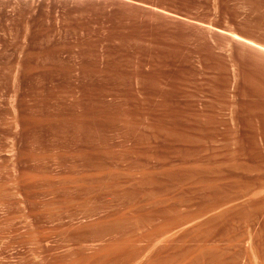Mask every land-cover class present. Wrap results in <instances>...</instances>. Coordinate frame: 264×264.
I'll list each match as a JSON object with an SVG mask.
<instances>
[{
  "label": "rangeland",
  "instance_id": "374dc122",
  "mask_svg": "<svg viewBox=\"0 0 264 264\" xmlns=\"http://www.w3.org/2000/svg\"><path fill=\"white\" fill-rule=\"evenodd\" d=\"M260 71L264 0H0V264H264Z\"/></svg>",
  "mask_w": 264,
  "mask_h": 264
},
{
  "label": "bare ground",
  "instance_id": "6f19581e",
  "mask_svg": "<svg viewBox=\"0 0 264 264\" xmlns=\"http://www.w3.org/2000/svg\"><path fill=\"white\" fill-rule=\"evenodd\" d=\"M256 1V0H255ZM256 9V8H255ZM175 52V51H174ZM163 56V55H162ZM179 56V55H178ZM157 58V57H156ZM178 60V59H177ZM255 68V67H254ZM253 68V69H254ZM107 69V68H106ZM257 71V70H256ZM253 72V70H252ZM251 73V71H250ZM254 75H256L255 79H258L256 82H251V83H247V85L249 86V89L251 88L252 90H254V94H257L259 96V99H263L264 98V78L263 75L260 72L255 73ZM251 77V76H250ZM111 80V79H110ZM245 80V79H244ZM103 84V83H102ZM244 84V83H243ZM104 87V86H103ZM102 88V86L100 87ZM93 94V93H92ZM99 97V96H98ZM88 99V97H87ZM92 99V98H91ZM262 101V100H260ZM263 102V101H262ZM99 104V103H98ZM263 104V103H262ZM264 105V104H263ZM262 105V106H263ZM94 107V106H93ZM190 107V106H189ZM239 107V106H238ZM243 111V110H242ZM172 114V113H171ZM248 116V115H247ZM111 118V117H110ZM95 119V118H94ZM94 121V120H93ZM247 122V121H246ZM253 122V121H252ZM111 123V122H110ZM165 123V122H164ZM179 123V122H178ZM232 134V133H231ZM263 141V140H262ZM183 151V150H182ZM85 155V154H84ZM214 159V158H213ZM233 165V164H232ZM223 166V165H222ZM99 170V169H98ZM206 171V170H205ZM218 173V172H217ZM129 174V173H127ZM214 174V173H213ZM103 175V174H102ZM126 175V174H125ZM222 181V180H221ZM226 187V186H225ZM220 190V189H219ZM201 191V190H200ZM213 191V190H212ZM251 192V191H250ZM246 202V201H245ZM233 203V202H232ZM244 203V202H243ZM227 205V204H226ZM257 209V208H256ZM250 218V217H249Z\"/></svg>",
  "mask_w": 264,
  "mask_h": 264
}]
</instances>
